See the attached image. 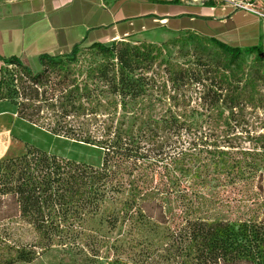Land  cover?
<instances>
[{"label":"trees","instance_id":"16d2710c","mask_svg":"<svg viewBox=\"0 0 264 264\" xmlns=\"http://www.w3.org/2000/svg\"><path fill=\"white\" fill-rule=\"evenodd\" d=\"M152 1L166 3L164 0ZM185 34L194 37L197 54L206 59L205 73L209 75L208 79L214 78L208 86L196 76L199 73L195 72L193 64L180 65L164 60L161 48L156 45L141 42L130 48L118 41L110 46L77 44L70 54L63 57L41 56V71L38 73L31 72L18 61H9L8 65L12 68L0 69V101L10 100L13 105H19L17 86L22 77L34 87L31 100L36 98L37 85L41 84L46 71L62 59L75 58L81 49L96 50L103 57L111 58L120 48V58L116 57L121 64L117 75L121 76L118 78L126 86V93H131V99L122 102L124 116L129 113L130 105L135 112L141 113L147 107L154 110L156 104L162 105L165 100L168 101L167 111L188 107L186 101L178 97L183 81L193 89L201 86V91L205 88L207 93L213 92L217 97L212 100L228 112L249 108L264 114V41L240 48L215 37L191 31ZM178 42L177 38L164 45ZM243 54L254 55L256 69L251 73L243 70ZM109 66L114 67L111 63ZM134 70L140 72L129 76ZM147 72H151V76L143 77V73ZM143 85L149 86L152 93L147 96L148 105L145 98L137 97L143 91ZM134 88L138 90L134 91ZM74 89L78 91V88ZM73 93L70 90V97ZM170 93L173 95L170 96ZM71 105L79 109H72L74 113L70 111L73 117L84 115L80 103ZM34 109L37 110V107ZM174 114L168 113L151 120L149 130L143 128L142 122L136 126L137 116H130L132 123L119 122L113 134L104 130L101 140L91 136L68 137L56 132L48 133L52 138L100 151L102 157L98 166L66 159L27 144L23 153L1 160L0 251L6 248L9 254L5 260H0V264L29 262L39 251L55 246L97 264L108 245L102 235L86 226L100 214L110 213L108 206L115 207L118 202L120 213L128 208L126 216L129 214L132 218L130 211L135 208L140 223H154L162 228V246H157L155 253L145 252L137 259L132 256L130 261L122 260V248L117 252L118 248L113 246L116 256L103 264H264V135L254 137L250 148L231 144L233 138L230 139V134L227 135L229 138H221L212 132L199 135L189 132L184 139L180 132L182 123L188 125V130L193 126L201 129V126L191 125L190 118L185 115ZM19 119L30 125L35 121L31 114L19 115ZM177 132L180 134L177 135ZM141 143L152 148L151 153L158 160L152 161L150 156L141 153ZM128 163L134 165L130 170H137L141 177L151 180L156 174L155 164H165L160 171L161 177L157 173L159 181H166L162 186L166 190L161 194L168 193L180 180L187 182L181 194L175 197L180 216L166 213L162 201L156 197L158 191L154 192L160 189L159 186L153 187L148 180H143V187L133 185L134 180L129 183L132 202L122 203L108 196L109 190L120 183L116 178ZM223 186H240L234 192V196L240 195L239 198L225 202L214 198V189ZM118 190L124 191L121 187ZM223 208L234 213V218L208 214V209ZM96 221L97 226L107 223L101 218ZM12 224L27 230L21 231ZM115 225L116 222L111 226ZM28 232L31 235H26Z\"/></svg>","mask_w":264,"mask_h":264},{"label":"rangeland","instance_id":"374dc122","mask_svg":"<svg viewBox=\"0 0 264 264\" xmlns=\"http://www.w3.org/2000/svg\"><path fill=\"white\" fill-rule=\"evenodd\" d=\"M179 39L176 44L164 45L167 41H173L174 39ZM261 38L254 39L258 44L264 41ZM124 44H128L130 48L136 46L141 42L138 40H125L122 41ZM161 48L162 58L169 61L170 63L177 64H193L195 72H198L201 78V82L211 84L214 78H210L207 73H205V62L206 59L200 57L197 54L196 42L193 36L190 34H185V32L178 34L172 38L167 39L164 42L154 44ZM255 45V44H253ZM125 48L123 47V50ZM122 51V50H121ZM117 53L111 58H105L100 55L96 50L81 49L75 58L62 59L59 64L55 65L53 68H49L42 78L41 84L37 85V96L31 100L32 91L34 90L28 79L22 77V82H19V97L17 102L19 105H13L10 100H2L3 104L11 109L13 112L12 121L15 120L16 127L12 130V136L16 138L22 147L19 148L16 154L23 153L25 151L24 145L37 147L45 152L58 155L60 157L83 162L91 166H98L101 162L102 154L100 151L85 147L71 144L70 141H65L61 139L52 138L48 133L56 132L63 136H91L97 140L103 138V131H109L113 134L115 129L118 127L119 122L123 121L125 123H132L130 116H137V121L135 120L136 126L143 123V128L149 130L151 127V120L163 116L168 113L174 115H185L190 118L191 125H200L201 129L197 127L190 126L191 129L188 130V125L184 126L182 123V128L180 130L181 135H189L195 133L199 135L200 133L212 132L216 136H221V138L227 137L230 134V139H232L231 144L234 146H240L243 148L251 147V140L259 135H264V114L260 111H253L249 108H244L240 111L234 110L233 112H228L224 107L219 104H215L213 97H217L213 92H206L205 88L201 91V86L197 89H193L186 85L183 81L180 85L178 91V97L186 101L189 105L186 108H172L171 111L168 109V101L165 100L163 104H156L154 110L151 107L145 108L141 113L135 112L133 105L128 108L129 113L124 116L122 102L123 100L131 99V93H126L127 89L123 81L120 80L121 76H118L119 68L121 66L120 61L116 59L120 58V48L116 50ZM132 52V49H131ZM264 57V52H263ZM243 59V70L245 73H251L252 70L256 69L254 63V55H242ZM109 63L113 64L114 67L111 68ZM195 64V65H194ZM190 65V64H189ZM264 69V62L262 64ZM9 70L8 66L3 67V70ZM113 70V71H110ZM140 70L132 71L129 76H135ZM115 73V74H114ZM142 74V73H139ZM151 72L143 73V77L148 78L151 76ZM3 75V74H2ZM1 75V76H2ZM4 76V75H3ZM2 76V77H3ZM116 76V77H115ZM7 79V76L4 77ZM135 79V77H134ZM133 79V80H134ZM132 85V83H130ZM74 88H78L76 91ZM207 88V87H206ZM22 89L24 91H22ZM133 89V88H132ZM143 91L139 93L138 98L146 100L145 104L148 105L149 99L148 94L149 86H142ZM70 90L74 91L73 96L70 97ZM134 88V91H137ZM132 90L130 89L129 92ZM3 92H5L3 90ZM173 93H170L172 96ZM70 98L72 103L76 102L81 104L84 109V115L80 117H73L72 114L77 110V107L72 108V103L70 104ZM152 98H154L152 96ZM219 99V98H218ZM37 107V110L34 108ZM73 113H71V112ZM167 112V113H166ZM33 116L35 121L33 125L20 122L19 115ZM133 114V115H132ZM203 114V115H202ZM28 118V117H27ZM197 119L196 121H194ZM208 120V122H206ZM181 122V121H180ZM210 122V123H209ZM0 122V148L4 145L6 138V133L4 126ZM180 134L179 132L176 133ZM226 134V135H225ZM236 136V137H234ZM72 138V137H71ZM220 138V139H221ZM224 140V139H223ZM228 143V142H227ZM150 149V152L148 150ZM152 148H149L145 143H141L140 152L150 156V160H158L151 153ZM13 153L12 156L16 155ZM11 157V156H9ZM128 166L124 169L121 167L123 173L116 178V181L121 183H116L115 187L108 192V196L112 199L117 198V200L126 203L132 202L129 196V183L134 180L133 185L143 187V180L150 181L153 187L159 186L157 199L162 201L165 211L169 216H180L179 209L175 203V197L181 194V189L186 185L187 182L180 180L173 186V189L167 191L166 194H161L165 191V187H162L166 181L163 179L159 181V174L161 177V168H164L165 164L161 166L155 164V176L154 179L149 177H141L137 170H130L133 168L132 163H128ZM159 173V174H157ZM162 178H164L162 176ZM161 184V187H160ZM124 189L123 192H119L118 188ZM240 186H223L214 189L215 192L212 196L216 199H221L225 202L231 199H238L240 195L234 196L236 189ZM110 199L109 202L112 200ZM109 207V212L100 214L94 222L101 218L103 221L107 220L103 226H97L96 223L90 222L86 226L89 230H96L97 234L102 235L104 242H106L108 247L103 249L100 259H98L97 264H103L107 259L110 260L114 256V251L112 247H117V252L121 248V258L122 260L130 261L131 257L138 258L145 255V252L155 253L156 247L162 246V237L164 231L162 228H158L154 223H140L137 219L136 209L131 208L129 214L126 216L128 208H122L120 213V202L117 203L115 207ZM208 214L212 217H222V218H234V213L227 212L225 208L221 210H210L208 209ZM116 222V225L111 226ZM15 228H19L21 231L27 230L23 226H18L15 224ZM26 235H31L28 232ZM159 247V248H160ZM114 248V247H113ZM38 252V251H36ZM140 252V254H137ZM9 252L6 248L0 251V260H5ZM14 264H92L86 258L81 256H76L73 253L63 250L61 247H52L44 252H38L32 260L29 262H17ZM130 264V263H129Z\"/></svg>","mask_w":264,"mask_h":264},{"label":"crops","instance_id":"0c3cea01","mask_svg":"<svg viewBox=\"0 0 264 264\" xmlns=\"http://www.w3.org/2000/svg\"><path fill=\"white\" fill-rule=\"evenodd\" d=\"M164 1L0 0V68L15 60L38 73L41 56L63 57L77 44L110 46L125 40L157 44L186 31L240 48L257 45L254 39L263 41L264 18L253 12L220 4ZM9 107L0 102V122L6 133L0 161L22 147L12 136L16 122Z\"/></svg>","mask_w":264,"mask_h":264},{"label":"built area","instance_id":"2783aa9c","mask_svg":"<svg viewBox=\"0 0 264 264\" xmlns=\"http://www.w3.org/2000/svg\"><path fill=\"white\" fill-rule=\"evenodd\" d=\"M171 1H176L180 4H185V5L195 4L200 6H203L207 3L220 4V5L228 6L234 10L250 11L264 18V9H263L264 0H253L250 3H243L237 0H171ZM7 66L9 67V69L12 68L11 65H7Z\"/></svg>","mask_w":264,"mask_h":264}]
</instances>
